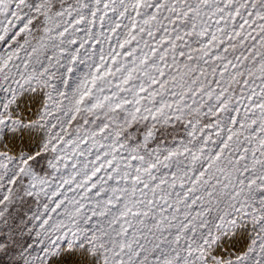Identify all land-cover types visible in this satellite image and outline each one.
Listing matches in <instances>:
<instances>
[{"label":"snow or ice","instance_id":"6c2138e0","mask_svg":"<svg viewBox=\"0 0 264 264\" xmlns=\"http://www.w3.org/2000/svg\"><path fill=\"white\" fill-rule=\"evenodd\" d=\"M0 264H264V0H0Z\"/></svg>","mask_w":264,"mask_h":264}]
</instances>
